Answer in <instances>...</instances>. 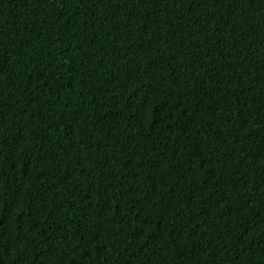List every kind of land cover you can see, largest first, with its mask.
Wrapping results in <instances>:
<instances>
[{
  "label": "trees",
  "instance_id": "trees-1",
  "mask_svg": "<svg viewBox=\"0 0 264 264\" xmlns=\"http://www.w3.org/2000/svg\"><path fill=\"white\" fill-rule=\"evenodd\" d=\"M0 264H264V0H0Z\"/></svg>",
  "mask_w": 264,
  "mask_h": 264
}]
</instances>
